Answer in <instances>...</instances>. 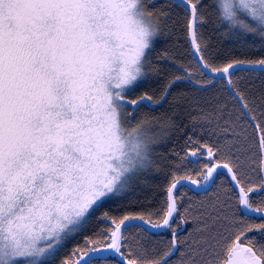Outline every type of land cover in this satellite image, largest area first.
Here are the masks:
<instances>
[{
	"label": "snow or ice",
	"instance_id": "snow-or-ice-1",
	"mask_svg": "<svg viewBox=\"0 0 264 264\" xmlns=\"http://www.w3.org/2000/svg\"><path fill=\"white\" fill-rule=\"evenodd\" d=\"M212 6V22L227 35L253 48L257 41L245 38L259 37L264 51V0ZM168 7L182 9L195 74L174 56L159 57L170 66L153 61L175 23L157 0H0V264H111L112 255L120 264H174L179 181L167 188L160 217L105 211V227L83 250L62 253L107 204L134 190L153 166L154 145L189 126L175 166L205 158L202 181L188 180L207 199L184 208L181 222L193 229L178 264H264V55L214 50L198 34L209 22L202 0ZM237 69H259L255 93L234 79ZM152 75L166 77L159 97L134 95ZM185 82L197 98L184 112L146 114ZM135 221L171 229L170 242L149 248L130 237Z\"/></svg>",
	"mask_w": 264,
	"mask_h": 264
},
{
	"label": "trees",
	"instance_id": "trees-1",
	"mask_svg": "<svg viewBox=\"0 0 264 264\" xmlns=\"http://www.w3.org/2000/svg\"><path fill=\"white\" fill-rule=\"evenodd\" d=\"M205 5L204 13L209 22L200 26L198 34L205 40L210 42L214 50L230 51L239 58L256 59L264 55V51L260 50L259 39L248 35L247 41L256 40V47H249L244 40L238 41L234 37L227 35V29L223 24L217 25L213 21L211 13L215 12L212 6V0H202ZM170 0H157L158 7H167L171 14L170 23L173 24V31L169 35L160 37L155 45V50L152 53L153 61L161 66L171 65V60L159 59L160 56L169 55L177 59V65L184 63L189 65L194 74L196 72L195 62L193 61L190 52L191 48L187 41L186 34L183 28V15H177L182 12V9L168 7ZM234 79L242 86H247L254 93L260 88L261 74L259 70H241L237 69ZM166 77L164 75H152L144 83V85L134 94L140 95L147 91L153 94L156 98L159 97ZM197 98V94L193 91V86L187 82L179 84L172 89L171 95L168 97V102L161 105H153L155 111H147L146 114L150 117H162L170 114L173 109L179 108L184 112L190 104ZM145 113H141L144 115ZM182 124L188 125V119L185 117ZM185 133H190V126L184 129L179 135H172L163 139L160 143L154 145L156 151L153 153L154 163L150 170L145 172L139 180L134 182V190L130 191L126 196L117 199L107 204L100 213L90 222L87 230L75 239L69 241L64 248L62 257L70 255L73 249L79 247L83 250V245L88 237H94L97 232H100L105 227L101 220L103 212H108L115 217L124 215H143L145 219H149V213L153 218H158L162 215L167 201V188L174 181L188 180V177L194 180L202 181V177L197 175L206 162L204 157H200L198 163H189L187 159L183 161L180 167L175 166V162L185 156L188 145L186 144ZM195 147V145H193ZM179 155H176V154ZM194 159V158H191ZM217 185L220 183L217 180ZM217 190L216 188L213 191ZM175 198L179 207V212L174 215L172 228L176 230L177 238L182 242L173 256L174 264H178L181 260V252L185 251L183 241L188 237L189 232H192L193 225L189 222L182 223L184 208L189 203H197L198 201L207 199L204 192H197L187 185H182L175 192ZM128 234L130 237H140L149 248H164L171 240L172 230L166 228L161 232H151L145 227L139 225L138 228H129ZM111 264H120V259L116 256H111Z\"/></svg>",
	"mask_w": 264,
	"mask_h": 264
},
{
	"label": "water",
	"instance_id": "water-1",
	"mask_svg": "<svg viewBox=\"0 0 264 264\" xmlns=\"http://www.w3.org/2000/svg\"><path fill=\"white\" fill-rule=\"evenodd\" d=\"M176 2H178V0H176ZM255 70H259V69H255ZM182 185H187V186L191 187L192 189H194V190L197 191V192H203L202 190L197 189L195 185L190 184V183H189V180H179V183H177V187H176V189H174V196H175V192H176V190H177L179 187H181ZM174 215H175V214H174ZM134 223H136V224H138V225H141V226L145 227L146 229H148V230L151 231V232H161V231H164V230L166 229V228L152 229V228H149L148 225L143 224V222H141V221H135ZM113 256H116V255H113ZM116 257H118V258L120 259L119 256H116Z\"/></svg>",
	"mask_w": 264,
	"mask_h": 264
},
{
	"label": "rangeland",
	"instance_id": "rangeland-1",
	"mask_svg": "<svg viewBox=\"0 0 264 264\" xmlns=\"http://www.w3.org/2000/svg\"><path fill=\"white\" fill-rule=\"evenodd\" d=\"M251 37H252V35H251ZM255 38H257V39H258L259 37H255Z\"/></svg>",
	"mask_w": 264,
	"mask_h": 264
}]
</instances>
